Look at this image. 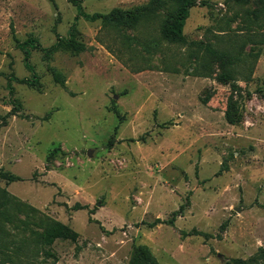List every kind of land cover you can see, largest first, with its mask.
Masks as SVG:
<instances>
[{
    "label": "rangeland",
    "instance_id": "1",
    "mask_svg": "<svg viewBox=\"0 0 264 264\" xmlns=\"http://www.w3.org/2000/svg\"><path fill=\"white\" fill-rule=\"evenodd\" d=\"M191 1L182 44L162 8L119 30L87 18L148 0H0V264H129L137 245L264 264V8ZM71 34L84 51L51 50ZM45 222L75 239L41 245Z\"/></svg>",
    "mask_w": 264,
    "mask_h": 264
},
{
    "label": "trees",
    "instance_id": "2",
    "mask_svg": "<svg viewBox=\"0 0 264 264\" xmlns=\"http://www.w3.org/2000/svg\"><path fill=\"white\" fill-rule=\"evenodd\" d=\"M242 1V0H237ZM244 2H248V0H244ZM262 7L264 8V0H261ZM194 4L191 0H148L147 3L135 6L131 9H121L120 7H114L109 10L107 13H93L87 18L89 20L100 19V22L103 26H109L116 30H119L121 27H134L138 24L142 19L152 15V13L156 12L159 9H163L165 11L162 16V21L160 24V36L161 39L168 43H182L186 44V39L182 34V25L184 18L187 15L188 8ZM254 18L250 22H253L256 26H263L264 28V11L255 12ZM258 22V23H257ZM74 34V33H73ZM72 36L68 39L59 38L51 47V50H66L73 53H78L84 51L86 49V45ZM259 42H263V37L259 40ZM198 49L204 50L211 56L217 55V50L212 48L209 43L203 42H194ZM194 50V49H193ZM194 52H197L194 50ZM259 52H251L248 53V56L251 58V64H253L258 57ZM25 59H27V54H25ZM238 61H244V59H238ZM234 59L232 55L227 53L225 55L223 71L219 75L218 79L220 81L230 80L232 78V74L228 69H225L228 64H233ZM225 69V70H224ZM251 71V67L249 68ZM53 78L56 82L60 83V85L64 84L63 79H61L58 73H53ZM232 86H236L232 84ZM264 97V91L262 93ZM3 178H6L9 181L18 180L19 177L10 173H1ZM2 196L5 198H9V196L1 191ZM0 218L3 220L10 222L11 214L10 212L6 213L4 210L0 211ZM36 239L40 241L41 245H51L53 240L58 237L62 238H70L71 240L75 239V233L71 232L70 229L62 224L57 222H45L43 231L36 234ZM264 254V251H262ZM49 254V252L47 253ZM256 256L252 257L248 261L235 258L232 260L233 264H252L256 262ZM129 264H159L155 256L152 254L150 249L146 245H137L134 247V252L131 258L129 259Z\"/></svg>",
    "mask_w": 264,
    "mask_h": 264
},
{
    "label": "water",
    "instance_id": "3",
    "mask_svg": "<svg viewBox=\"0 0 264 264\" xmlns=\"http://www.w3.org/2000/svg\"><path fill=\"white\" fill-rule=\"evenodd\" d=\"M89 153V152H88Z\"/></svg>",
    "mask_w": 264,
    "mask_h": 264
}]
</instances>
